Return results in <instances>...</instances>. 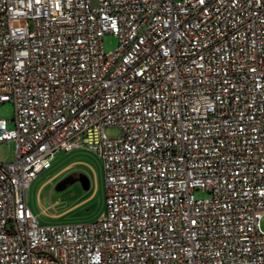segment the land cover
I'll return each instance as SVG.
<instances>
[{"label": "built area", "instance_id": "built-area-1", "mask_svg": "<svg viewBox=\"0 0 264 264\" xmlns=\"http://www.w3.org/2000/svg\"><path fill=\"white\" fill-rule=\"evenodd\" d=\"M5 103L0 264H264V0H0ZM76 150L106 212L41 226L28 191Z\"/></svg>", "mask_w": 264, "mask_h": 264}, {"label": "rangeland", "instance_id": "rangeland-1", "mask_svg": "<svg viewBox=\"0 0 264 264\" xmlns=\"http://www.w3.org/2000/svg\"><path fill=\"white\" fill-rule=\"evenodd\" d=\"M105 52L114 51L118 46V40L113 36H106L103 42ZM0 114L3 119L8 121V128L14 129L15 124L14 106L12 103H5L1 106ZM105 134L108 138H118L121 133L118 128H106ZM0 160L2 162H13L15 155L11 146L0 145ZM75 161H83L89 164L87 170L91 180V189L87 192L83 189L80 182L68 186L63 191L57 190L58 182L64 177L71 176L75 179L87 176L86 170L82 165L72 166L70 170L59 175L54 182L45 184L57 172L68 164ZM42 187V188H41ZM93 189H97L96 195L83 208L72 213L75 205L84 202ZM198 198H205L208 195L196 193ZM28 206L41 226H66L79 223H89L97 220L106 212V192L104 186V171L102 160L86 151L76 150L71 154L59 153L51 166L38 176L32 183L27 194ZM67 212V213H66ZM71 213V214H69ZM261 231L264 232V219L260 224Z\"/></svg>", "mask_w": 264, "mask_h": 264}, {"label": "crops", "instance_id": "crops-1", "mask_svg": "<svg viewBox=\"0 0 264 264\" xmlns=\"http://www.w3.org/2000/svg\"><path fill=\"white\" fill-rule=\"evenodd\" d=\"M72 153H73V152H72ZM70 154H71V153H70ZM75 165H82V166L84 167V169L86 170L87 176H81V177H86V178L89 180V184H90L89 190H90V189H91V180H90V177H89V175H88L89 172H88V170H87V167L89 166V167L91 168V166H90L89 164H86V163L83 162V161H75V162H72V163L68 164L67 166H65L64 168H62L59 172H57L52 178H50L46 183H44V184L42 185V187H43L45 184H48V183H52V182H54V180H55L59 175L65 173V172L68 171V170H70L71 167H72V166H75ZM91 169H92V168H91ZM89 174H90V173H89ZM68 177H71V176H67V177L62 178V179L60 180V182H62L63 180H65V179L68 178ZM81 177H80V178H81ZM80 178H78V180L76 179L77 182H79ZM74 179H75V178H74ZM60 182H58V184H59ZM104 186H105V184H104ZM42 187H41V188H42ZM89 190H88V191H89ZM88 191H87V192H88ZM96 192H97V189H93L92 193H90V195L88 196V198H87L84 202L75 205V206L72 207L68 212H70L71 210L74 209V211L72 212V213H74V212L78 211L79 209L83 208L84 205H86V204H87L92 198H94V196L96 195ZM105 192H106V191H105ZM66 213H67V212H66ZM69 214H71V213H69ZM104 214H105V213H104ZM104 214H103V215H104Z\"/></svg>", "mask_w": 264, "mask_h": 264}, {"label": "water", "instance_id": "water-1", "mask_svg": "<svg viewBox=\"0 0 264 264\" xmlns=\"http://www.w3.org/2000/svg\"><path fill=\"white\" fill-rule=\"evenodd\" d=\"M77 180L74 179L73 177H68L66 178L65 180H63L62 182H60L58 185H57V190L58 191H63L65 190L68 186L76 183ZM79 182L82 184L83 186V189L85 191H88L89 190V187H90V184H89V180L86 178V177H81Z\"/></svg>", "mask_w": 264, "mask_h": 264}, {"label": "flooded vegetation", "instance_id": "flooded-vegetation-1", "mask_svg": "<svg viewBox=\"0 0 264 264\" xmlns=\"http://www.w3.org/2000/svg\"><path fill=\"white\" fill-rule=\"evenodd\" d=\"M78 180V179H77Z\"/></svg>", "mask_w": 264, "mask_h": 264}]
</instances>
